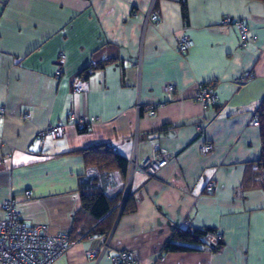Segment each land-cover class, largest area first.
<instances>
[{
  "label": "crops",
  "instance_id": "1",
  "mask_svg": "<svg viewBox=\"0 0 264 264\" xmlns=\"http://www.w3.org/2000/svg\"><path fill=\"white\" fill-rule=\"evenodd\" d=\"M149 11L156 24L145 22ZM187 15L185 23L178 0H0V220L12 199L27 227L69 236L55 264H113L115 252L138 264H264V192L241 187L261 154L251 122L264 100V4L187 0ZM227 17L248 28L245 46L236 26L222 25ZM181 37L193 43L183 55ZM243 76L252 78L238 87ZM209 82L217 104L205 110L195 96ZM165 84L176 85L172 100ZM80 118L90 121L83 133ZM50 125L64 136L40 145L35 137ZM204 143L212 150L203 156ZM100 146L127 163L157 146L169 160L159 180L129 178L128 164L122 178L79 154ZM90 192L123 197L103 237L79 213ZM128 196L134 211L122 213ZM176 229H213L223 247L163 254Z\"/></svg>",
  "mask_w": 264,
  "mask_h": 264
},
{
  "label": "built area",
  "instance_id": "2",
  "mask_svg": "<svg viewBox=\"0 0 264 264\" xmlns=\"http://www.w3.org/2000/svg\"><path fill=\"white\" fill-rule=\"evenodd\" d=\"M158 15L149 11L146 15L145 22L148 24H156L158 22ZM233 24L239 31L241 46H245L249 30L241 21H232L231 18H225L222 25ZM193 43L187 37H181L175 47V51L183 55L190 48ZM63 62L62 57L59 58V65ZM61 70L58 69L56 77L59 78ZM252 77H240L236 84L238 87L243 86ZM216 83L209 82L198 87L195 100L203 108L208 109L217 104ZM163 94L172 100L176 96V85L165 84L162 88ZM5 111L0 107V117L4 115ZM258 108L252 114V126L257 124ZM153 116L154 112H150ZM26 119V116L24 117ZM90 121L86 118H80L76 122L78 130H85L89 127ZM64 127L60 125L47 126L43 131L39 132L35 137V141L40 145L46 139L57 140L64 136ZM212 146L209 143H204L199 148L201 155H207L211 152ZM169 160L167 151L154 147L152 154L145 158L142 162L136 163L133 159L128 161V176L129 178L135 172L144 174L150 180L161 179V171ZM205 189L211 191L213 189V182L209 181ZM127 195V194H126ZM29 196V193H25ZM3 218L0 220V264H55L58 258L64 255L73 245V241L69 236L64 234L49 235L43 227L29 228L22 219L21 211L17 204L11 199L2 205ZM215 241H221L220 235H215ZM107 250V245H104L100 251H92L86 253V258H99ZM107 258L113 264H138L131 253L115 252L107 255Z\"/></svg>",
  "mask_w": 264,
  "mask_h": 264
},
{
  "label": "trees",
  "instance_id": "3",
  "mask_svg": "<svg viewBox=\"0 0 264 264\" xmlns=\"http://www.w3.org/2000/svg\"><path fill=\"white\" fill-rule=\"evenodd\" d=\"M257 1L264 4V0ZM178 2L181 18L186 23L188 20L187 0H178ZM105 65L106 63L93 68L89 67L82 73L86 78L98 69H102ZM257 124L261 138L260 158L257 162L250 165L251 170L245 173L241 187L243 189H258L264 192V100L258 107ZM78 131L83 133L87 129ZM79 154L85 158L87 165L96 167L101 171H118L122 178H126L127 162L122 158L111 156L110 148L107 146L89 148ZM122 198V194L114 198H108L99 192L80 195L79 213L87 218L86 229H91L89 234L103 237L108 233ZM132 211H134L132 196H128L121 212L128 213ZM215 234L216 231L213 229H176L172 232L170 241L165 246L163 254L199 252L204 248H207L212 254H218L223 247V243L213 240Z\"/></svg>",
  "mask_w": 264,
  "mask_h": 264
}]
</instances>
